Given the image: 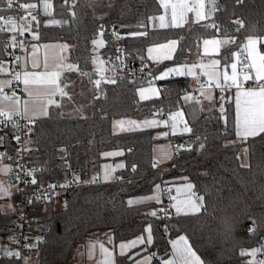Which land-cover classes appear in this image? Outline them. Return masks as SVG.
<instances>
[{
    "label": "trees",
    "instance_id": "obj_1",
    "mask_svg": "<svg viewBox=\"0 0 264 264\" xmlns=\"http://www.w3.org/2000/svg\"><path fill=\"white\" fill-rule=\"evenodd\" d=\"M6 3L7 0H0L2 17ZM51 3V16L64 23L45 25L43 15L38 14L30 22L31 30L36 32L38 42L68 44L67 60L75 70L63 74L65 95L59 104L47 116L32 121L28 165L36 170L37 183L60 180L73 172L91 181L92 166L101 163L103 154L111 151L119 152L114 160L122 162L124 168L110 182L73 189L65 199L37 203L35 216L44 236L39 247L31 252L30 264H65L77 247L97 234L110 235L115 244L143 234L146 224L152 236L146 248L152 257L150 264H161L169 256V240L179 234L187 237L201 264H244L242 249L258 247L264 251V133L238 139L233 101L225 98L221 113L214 92L207 101L201 95L197 101H184V93L189 89L187 77L162 80L158 82V98L140 100L137 88L149 84L146 81L127 75L111 80L97 78L91 68L93 41L101 26L108 24L124 35L121 45L125 59L131 62H136L137 52L145 54L151 45L177 40L170 59L157 65L148 62L153 75L166 66L193 63L201 40L217 34L230 40L219 53L221 59H228L232 52L242 50L249 37H264V0H215L213 18L194 23L186 30L149 27V17L162 10L158 0ZM235 21H241L243 26ZM7 35L8 29L0 31V62L8 61L11 67ZM103 37L100 57L113 51L108 37ZM259 49L264 52V43ZM162 100L170 109H181L191 129L185 135L199 136L200 140L178 149L159 172L152 157L153 143L161 139L154 135L155 129L115 133L111 123L117 117L141 119L160 115ZM14 133L11 128L2 137V145L10 150L14 147ZM243 148L245 163L239 156ZM180 177L191 182L196 195L203 196L199 213L166 214L169 205H163L162 200L129 203L134 197L151 194L164 180ZM11 199L14 209H0V234L11 231V217L18 206L17 191ZM55 200L59 202L58 209L54 208ZM153 211L155 216L151 215ZM131 254L115 253L114 264H133L135 256ZM0 264L17 262L0 255Z\"/></svg>",
    "mask_w": 264,
    "mask_h": 264
},
{
    "label": "crops",
    "instance_id": "obj_2",
    "mask_svg": "<svg viewBox=\"0 0 264 264\" xmlns=\"http://www.w3.org/2000/svg\"><path fill=\"white\" fill-rule=\"evenodd\" d=\"M42 0H27L26 2H23V4H35L36 7L34 8H23V27H22V32L27 35L28 39L30 40H36V32L31 30V24L32 19H36L38 14L43 15V20L42 22L45 25H61L64 23L62 19L59 18H54L51 16L52 13V3L50 0V5L51 7L49 10L44 9V4L41 2ZM162 10L159 14L152 15L149 17L148 23L149 27L152 29H158V28H167V27H181L184 30H186L188 27H190L194 23H200L203 21H208L211 20L214 16V3L215 0H203L204 3V8L200 9L198 7V0H186L188 5L193 8L192 11H187L184 15V18L182 21H179V26H173L172 25V17H171V8L165 9L162 6L161 0H158ZM175 2V0H173ZM196 11H202L205 14L204 19H199L196 16ZM29 16V18L27 17ZM165 17V23L168 25L166 27H161L160 26V16ZM198 21V22H197ZM11 29V31H10ZM8 31H9V37H12L16 31V25L13 27L11 23L8 24ZM33 33V34H32ZM208 40H219L221 43L219 45H205L204 41ZM247 40H245L242 50L241 51H234L232 52L231 56L228 57V59H225L226 57H223L222 59L219 57V53L223 47H225L230 40L225 39L222 37H218L216 35L209 36L206 38H203L200 43V48L199 51L195 57V60L193 63L189 64H180V65H172L170 67H167L164 69V71H161L160 77L156 78L154 76V79L157 83V89H150L149 92L151 93L150 96L147 95L146 91H143V98L141 97V88L138 89L137 95L140 100H151L154 98H158L160 96V86L159 83L162 80H165L170 77H187L189 79H192L193 77L197 76H206L208 81L210 82H215L217 84L223 83L224 80V73L227 72L229 75H231V67L230 64L232 62H237V55L239 56V61L237 71L238 73L240 72H249L251 71L253 75H255L254 70L248 69V68H243L241 69V65L244 64H250L251 63V56L249 55L248 50L246 49V44ZM224 41H227V43H224ZM172 42H175L174 46L171 47H161L162 45H171ZM60 42H40V46L35 47L31 49L29 52H22L17 54V56L12 59L13 70L11 71L10 67V62L8 61H2L0 62V65L3 66L4 71H0V87L3 88V91L0 92V110H3L5 112L10 113L11 115L17 114V112L24 117H26L29 121L30 120H35L40 117H45L49 114L50 110L52 108H55L60 100L62 99V96L64 97L65 91H64V85L62 84V77L63 74L66 71H69V67L64 64L63 58H62V49L60 47ZM264 43V42H261ZM261 43H258L256 45V50L260 55H264V52H261L259 49V45ZM177 47V40H169L164 43H159L155 45H151L145 50V55L147 56L148 62L151 65H157L162 61L170 59ZM149 49H152L150 52ZM207 49V51H205ZM245 56L247 58L246 62H242V57ZM219 61V64L216 65L215 69L212 67V65L216 62ZM36 63L38 66L33 67V63ZM45 62L47 63V67H45ZM191 70V71H189ZM59 72V86L60 88L63 89V93L61 94L54 86L49 85V84H32L26 87L23 83V73L24 72H36V73H43V72ZM216 73V75H213V78L210 80L209 76L212 75L213 73ZM17 73L21 74V79L16 80L15 76ZM167 73L165 76L164 74ZM157 74V73H156ZM155 74V75H156ZM242 79V75L240 77ZM154 81V82H155ZM231 83V81H229ZM261 83H264L262 81ZM15 84H17L15 86ZM256 83L254 80H248L243 82V87L244 88H252L256 87ZM10 88V92L7 93L6 89ZM20 92L26 93L25 98L20 97ZM31 93V95H29ZM210 91H205L201 94V97L204 98L205 101L208 100V96L210 95ZM236 93H237V88L232 87L229 91H227L226 99H230L233 101V106H234V114H235V134L237 133V128H236V103H235V98H236ZM14 94V95H13ZM4 96H9L11 97L10 100H6L3 97ZM19 100V103H15L16 100ZM54 101V103L49 104V100ZM26 102V103H25ZM46 113V114H45ZM131 120H140L136 118H132ZM140 124V123H138ZM157 127V126H155ZM153 127H148V128H133L132 130L129 131H135V130H142V129H152ZM154 129V128H153ZM121 132H126V131H121ZM188 131H186L185 134H187ZM119 133V132H115ZM184 134V135H185ZM178 135V134H175ZM170 136V135H169ZM173 136V135H171ZM170 136V137H171ZM169 137V138H170ZM236 137L238 139H244L243 137H238L236 134ZM14 141V140H13ZM14 143V142H13ZM158 143H154L152 146V157L155 161L156 164L159 165H165L173 156L174 150L170 145L169 139L161 144V146L157 147V150L154 152V146H156ZM0 146H2V139H0ZM15 146V143H14ZM14 148V147H13ZM119 155L118 151L114 152H106L103 154L104 160L97 164L92 166V174L93 175L95 172H99V165H103L102 169L105 172H112L115 173L122 170L124 168V164L120 161L114 160L117 156ZM155 157H158L157 159ZM107 162V163H105ZM104 164H107V168H104ZM10 164L3 160L0 163V180L7 179L6 175L10 171ZM98 169V170H97ZM76 174L75 172H73ZM73 174V175H74ZM95 176H91V180H97L98 183H102L100 179L94 178ZM65 178V177H64ZM63 178V179H64ZM188 180L185 178H172V179H166L162 182V184H159V193H158V200L157 199H148L149 197H153L157 195V186L153 190V192L145 197L142 198H133L132 202L133 203H138V202H143L145 201H154V202H160L161 195H160V190L162 187H166L168 189H173L174 194L173 196H177L176 189L177 188H185L187 184H189ZM193 190V188H192ZM17 191L15 189L13 193ZM12 193V194H13ZM194 195V193H192ZM12 196V195H11ZM172 196V197H173ZM196 196V194L194 195ZM171 202V203H170ZM176 203L172 198L168 202L169 205V211L172 212L173 214H178L175 210V208L172 206ZM179 214H186V212H181ZM149 224L145 225L144 233L136 236L132 239L120 241L117 243L112 242V237L108 234L104 236H100V234H97L96 237L90 239L86 244L84 245L83 249H79L80 257H83L84 260L89 261L88 263L90 264H104L105 262V255L101 252L100 245L102 244L106 250L112 253V264H114V255L115 253L121 254V249L120 245L121 244H128L131 241L138 240L141 237L145 238V243L143 244H137L136 247L127 249L125 253H129L130 251L132 252L131 256L134 255L135 259L133 261V264H136V261H141L144 260L145 257L151 256L148 252H146V248L149 245L147 243V236L149 233L146 231L147 228H149ZM180 237H185L187 240V237L183 234H179L172 239L169 240V250L170 254L168 257H166L163 260H168V259H173V248H172V242L177 241L180 239ZM188 241V240H187ZM189 245V242H188ZM190 246V245H189ZM137 249L136 251H133ZM76 251V250H75ZM124 253V254H125ZM138 253V255H137ZM197 255V254H196Z\"/></svg>",
    "mask_w": 264,
    "mask_h": 264
},
{
    "label": "built area",
    "instance_id": "obj_3",
    "mask_svg": "<svg viewBox=\"0 0 264 264\" xmlns=\"http://www.w3.org/2000/svg\"><path fill=\"white\" fill-rule=\"evenodd\" d=\"M23 4L22 0H13V7L9 9L6 3V13L4 18H10L15 21L17 28L16 33L9 37H5L8 55L11 59H14L17 54L22 52H29L31 49L40 46V42L36 40L28 39L22 32L23 27V8L20 5ZM4 30L8 29V24L2 23L1 26ZM102 34L106 35L112 45L113 51L111 54L102 55L100 58L103 61L104 78L111 80L118 78L121 75H127L129 78H138L146 81L147 83H153L154 75L152 69L148 65V59L145 54L139 52L136 53V62L127 61L123 47L121 45L124 35L117 33L111 24L108 26H101ZM217 33L218 29L216 30ZM216 36L221 37L219 34ZM14 37V39H13ZM247 58L242 57V62H246ZM17 84H15L16 86ZM218 84L208 81L206 76L193 77L189 81V89L185 91L184 95L190 99L188 101H197L199 96L205 92H214L216 95L217 109L224 112V101L227 94L233 86L229 81H224ZM10 88L6 89V92H10ZM27 95L24 92H20V97L25 98ZM162 108L160 110L161 116H167L170 110L164 100L161 101ZM223 109V112L221 111ZM32 122L21 114L11 115L10 118L0 116V139L7 130L14 128V143L13 149H8L7 146H0V163L5 160L10 164V171L7 173L6 178L10 182L16 183L17 193L19 195L18 206L16 212L11 217L10 238L7 239L4 248L6 251L5 256L14 259L17 264H30L31 252L39 247V244L43 240L44 231L40 223L37 222L35 212L37 210V203H45L47 201L57 199L59 197L66 198L69 191L77 188H83L98 184L97 180L88 181L84 178L76 180L74 175L68 176L60 180H47L42 183H37L36 170L28 165L27 153L29 150V140L31 137ZM17 137L19 139L17 140ZM200 140L199 136L185 135L179 138H169L170 145L174 150V153L180 149L194 145ZM161 165L156 164L158 171H161ZM31 173V175H28ZM32 179L36 180L33 184ZM62 181H66L67 184H63ZM52 186V187H50ZM168 188L162 187L160 190L161 199L163 205L167 204L174 194V190L171 189L169 193ZM192 193H196L192 190ZM169 214V209L165 211ZM9 252H19V257L15 255H8ZM159 257V254L155 255Z\"/></svg>",
    "mask_w": 264,
    "mask_h": 264
},
{
    "label": "snow or ice",
    "instance_id": "obj_4",
    "mask_svg": "<svg viewBox=\"0 0 264 264\" xmlns=\"http://www.w3.org/2000/svg\"><path fill=\"white\" fill-rule=\"evenodd\" d=\"M162 6L165 9L171 8V17H172V25L173 26H179V21H182L184 18V15L187 11H192L193 8L188 5L186 0H161ZM7 7L11 9L13 7V0H7ZM21 8H34L36 7L35 4H21ZM45 9H48L51 7V5L47 2L44 4ZM198 7L200 9L204 8L203 0H198ZM196 16L199 19H204L205 14L202 11H196ZM160 20V26L166 27L168 26L165 23V17L162 15L159 17ZM198 22V21H197ZM0 23H3L5 25L11 23L13 27H15V21L11 20L10 18H4L0 16ZM235 23L242 25L241 21H235ZM215 27L216 25H211ZM3 28H0V31H3ZM38 38V37H36ZM14 39V37H13ZM264 42V37H249L246 44V49L249 52V55L251 56V63L250 64H244L241 65V69L248 68L251 70H254L255 75L252 74L251 71L249 72H240L238 73L237 67H238V61L239 56L237 55L236 59L237 62H232L230 64L231 67V75H229L227 72L224 73V80L231 81V86H234L237 88L235 103H236V128H237V136L248 138L251 136H257L261 133H264V83H261L264 81V55H260L256 50V45L258 43ZM221 41L219 40H205L204 44L207 46L209 44L213 45H219ZM224 43H227V41H224ZM175 42H172L171 45H162L161 47H171L174 46ZM66 47V46H65ZM151 52L152 49H149ZM207 51V49H205ZM219 64V61H216L212 67L215 69L216 65ZM38 65L34 62L33 67H37ZM45 67H47V63L45 62ZM69 69L75 70L72 65H68ZM0 71H4L3 66L0 65ZM191 71V70H189ZM165 76L167 73L164 74ZM213 75H216L214 72L212 75L209 76V79L211 80L213 78ZM242 75V79L240 78ZM60 73L59 72H43V73H36V72H24L23 73V83L26 87L32 84H49L54 86L61 94L63 93V89L60 88L58 80H59ZM16 80L21 79V74L17 73L15 76ZM248 80H254L256 83V87L252 88H244L243 82ZM115 82V81H111ZM97 85H99L100 81H95ZM219 86V84L217 85ZM3 91V88L0 87V92ZM14 95V94H13ZM31 95V93H29ZM143 91L141 92V97L143 98ZM6 100H10L11 97L4 96L3 97ZM186 99H190L186 97ZM15 103H19V100L17 99ZM26 103V102H25ZM49 104L54 103L51 99L48 101ZM223 112V109H221ZM17 114H19L17 112ZM46 114V113H45ZM176 116L181 115V113L175 114ZM0 116L8 117L10 118L11 114L8 112H5L3 110H0ZM170 119H175V116L170 117ZM185 131H191V129L185 127ZM19 137H17V140ZM3 154H0L2 156ZM28 175H31V173H28ZM33 184L36 183L35 179H32L31 181ZM52 187V186H50ZM192 188L193 185L191 183L187 184L185 188H177V196L171 197L176 203L172 205L176 212L179 214L181 212L186 213H199L201 208L203 207L202 196H194L192 194ZM167 191L170 193L171 189H167ZM158 193H159V186H157V195L153 197H149L148 199H157L158 200ZM199 201V202H198ZM129 203H133L132 201H129ZM151 215L155 216L156 212L153 211ZM146 231L149 233L147 236V243L150 245L152 242V236H151V228H147ZM145 243V238L141 237L138 240L131 241L128 244H121V254L123 255L127 249H131L137 246V244H143ZM101 252L105 255L106 259L104 264H112V253L109 252L104 248V246L100 245ZM172 248H173V259L168 260H162L161 264H201L199 257L196 255V253L192 250V248L188 245V241L185 239V237H180L179 240L172 242ZM242 255L248 254V253H241ZM8 255H15L19 257V252H9ZM138 255V253H137ZM251 255H255V251L251 253ZM151 256L145 257L144 260L136 261V264H150ZM129 259H134L133 257H129ZM264 264V262H262Z\"/></svg>",
    "mask_w": 264,
    "mask_h": 264
},
{
    "label": "rangeland",
    "instance_id": "obj_5",
    "mask_svg": "<svg viewBox=\"0 0 264 264\" xmlns=\"http://www.w3.org/2000/svg\"><path fill=\"white\" fill-rule=\"evenodd\" d=\"M43 4L45 2L50 4V0H42L41 1ZM45 9V7H44ZM47 10V9H46ZM49 10V8H48ZM29 18V16L27 15ZM11 31V29H10ZM33 34V33H32ZM105 39L103 37L102 31L100 30L98 35L95 37L92 45V53L93 56L91 58V68L92 70L96 71L97 78H103L104 76V67H103V61L101 60L99 54L100 51L102 50V47L104 46ZM60 47L62 49V58L64 61V64L67 65H72L68 60H67V50H68V44L66 43H59ZM66 46V47H65ZM172 66V65H170ZM166 66L162 69H160L156 75H154L156 78L160 77L161 71L166 69ZM104 79V78H103ZM155 81V79L153 80ZM141 88V91H146L147 95L150 96V89H157V85L155 82L149 83L147 85H143L137 88ZM184 101H186V96L184 95L182 98ZM204 105H207V103H204ZM181 113V115L176 116L175 114ZM175 116V119H170V117ZM132 118H123V117H117L112 120L111 123V130L113 132H121V131H129L132 130L133 128H148V127H153L154 130V135L158 138H161L155 143H158L156 146H154V152L157 150V147L163 145L169 137V135H175V134H180L184 135L186 133L185 127H187V124L185 122V118L183 115V112L181 109L176 108V109H170L167 113V116H160L157 114L150 115L148 117H143L140 120H131ZM33 120H30L32 122ZM140 123V124H138ZM157 126V127H155ZM188 128V127H187ZM167 138V139H166ZM161 143V144H160ZM154 144V143H153ZM242 153H240V158L243 163L246 162V158L244 156V148L242 149ZM114 152V151H111ZM154 157V156H153ZM156 159L158 157H155ZM107 163V162H105ZM99 172H95L91 176H95L94 178L100 179L102 182H110L114 180V173L112 172H105L102 169L103 165H99ZM104 168H107V164H104ZM74 177L76 180H80V176L78 174H74ZM62 183L65 185L67 184L66 181H62ZM16 189V183L15 182H10L7 179L0 180V209L3 211H10L15 208L13 200L11 199V195L13 191ZM195 195V194H194ZM197 196V195H196ZM132 201V199H130ZM171 203V202H170ZM55 209H58L59 202L58 200H55ZM44 209V208H43ZM10 238V235L8 233H1L0 234V255L6 254L4 245L7 241V239ZM84 246H79L76 248V251L74 252L73 256L69 259V261L65 264H90L88 263L89 261L84 260L83 257H80L79 249H83ZM255 251V255H251ZM248 253L245 254L244 257V264H262L264 262V251H260L258 247H250V248H245L241 250V253Z\"/></svg>",
    "mask_w": 264,
    "mask_h": 264
},
{
    "label": "water",
    "instance_id": "obj_6",
    "mask_svg": "<svg viewBox=\"0 0 264 264\" xmlns=\"http://www.w3.org/2000/svg\"><path fill=\"white\" fill-rule=\"evenodd\" d=\"M197 196H202V195H197ZM202 197H203V196H202ZM198 202H199V201H198ZM202 204H204V198H203Z\"/></svg>",
    "mask_w": 264,
    "mask_h": 264
}]
</instances>
